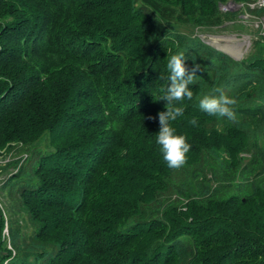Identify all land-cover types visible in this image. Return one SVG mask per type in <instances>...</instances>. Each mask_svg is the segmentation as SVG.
<instances>
[{
  "label": "trees",
  "instance_id": "1",
  "mask_svg": "<svg viewBox=\"0 0 264 264\" xmlns=\"http://www.w3.org/2000/svg\"><path fill=\"white\" fill-rule=\"evenodd\" d=\"M220 1L0 0V148L17 167L2 187L35 225L10 226L12 251L0 228V264H264V56L236 60L177 24ZM181 52L201 70L174 102L191 148L171 169L157 114ZM214 88L239 123L200 110ZM224 170L227 198L212 184Z\"/></svg>",
  "mask_w": 264,
  "mask_h": 264
},
{
  "label": "rangeland",
  "instance_id": "2",
  "mask_svg": "<svg viewBox=\"0 0 264 264\" xmlns=\"http://www.w3.org/2000/svg\"><path fill=\"white\" fill-rule=\"evenodd\" d=\"M252 2L253 0H247L246 2L242 0H222L219 2L218 13H213V10L209 7L205 8L204 18L195 13H188L193 7L192 5L189 7V4H187L188 10L185 9L181 14V19L177 20V24L183 33L200 38L220 50H225L236 60L264 56V14L255 13L253 10L258 7H254ZM226 6L229 8L227 9ZM249 7L253 10H250ZM11 155L6 148H0V228L3 227L2 239L6 240L4 246L7 245L8 249L12 251L13 248L9 243L10 226L12 224L20 226L22 231L27 233L33 230L35 225L29 220L27 222L24 220L25 212L18 207L19 199L14 198L17 206L13 208L10 204L11 200H9L6 191L3 190L2 184L17 171V167L8 165ZM241 155L246 156V159L251 156V154L245 152ZM190 173L191 169L186 167V169H182L181 174H177L175 179L177 182L182 181L184 178L190 177ZM222 176L223 179L221 178L220 183L213 182L212 184L213 186H220L218 197L227 198L235 193L231 183L237 182L238 179L235 178L234 173H228L226 170H224ZM172 195L174 199L178 197L175 193ZM184 202H187V200ZM2 251L6 252L7 249L5 247L0 248V252ZM86 253L89 252L86 251Z\"/></svg>",
  "mask_w": 264,
  "mask_h": 264
},
{
  "label": "clouds",
  "instance_id": "3",
  "mask_svg": "<svg viewBox=\"0 0 264 264\" xmlns=\"http://www.w3.org/2000/svg\"><path fill=\"white\" fill-rule=\"evenodd\" d=\"M191 59L193 66L188 68L184 63V53L173 54L168 58L169 85L166 88V94L161 99L166 101V111H160L157 114L160 128L156 134V142L161 146L163 159L171 169H179L186 163V154L191 148V145L186 142V137L175 134L176 129L172 127V122L184 114V108L176 106L174 102L183 101L185 98L192 99L193 92L189 86L197 82V72L201 70V65L195 63L196 56H192ZM215 93H219V95H215ZM236 104V98L225 95L219 88H214L213 94L204 95L199 100L201 111L210 116L226 117L233 123H239L233 108ZM150 118L155 119L154 117ZM189 123L195 126L198 121L193 117Z\"/></svg>",
  "mask_w": 264,
  "mask_h": 264
},
{
  "label": "built area",
  "instance_id": "4",
  "mask_svg": "<svg viewBox=\"0 0 264 264\" xmlns=\"http://www.w3.org/2000/svg\"><path fill=\"white\" fill-rule=\"evenodd\" d=\"M252 3L254 4V7L264 8V0H253ZM252 3H251V4H252ZM250 7H252V6L250 5ZM226 8L228 9L229 7L226 6ZM252 8H253V7H252Z\"/></svg>",
  "mask_w": 264,
  "mask_h": 264
},
{
  "label": "water",
  "instance_id": "5",
  "mask_svg": "<svg viewBox=\"0 0 264 264\" xmlns=\"http://www.w3.org/2000/svg\"><path fill=\"white\" fill-rule=\"evenodd\" d=\"M222 51L226 52L225 50H222ZM226 53H227V52H226Z\"/></svg>",
  "mask_w": 264,
  "mask_h": 264
}]
</instances>
